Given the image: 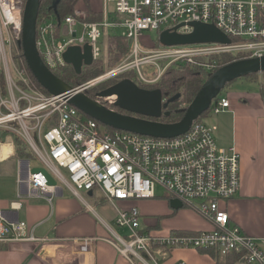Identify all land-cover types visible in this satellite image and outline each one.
Here are the masks:
<instances>
[{"label": "built area", "instance_id": "2783aa9c", "mask_svg": "<svg viewBox=\"0 0 264 264\" xmlns=\"http://www.w3.org/2000/svg\"><path fill=\"white\" fill-rule=\"evenodd\" d=\"M105 1L100 20H87V12L76 7L60 18L50 15L36 22L35 46L52 72L66 64L63 53L68 46L87 44L93 58L100 57L104 54L102 38L114 27L124 28L122 33L135 42L142 30L160 31L183 23L177 31L188 32L191 28L186 23L198 21L215 25L230 42L162 45L144 50L134 47L132 57L71 86L73 93L131 68L138 70L140 80L150 83L180 60L211 70L215 64L199 61L202 57L225 52L246 57L264 55V0H109L113 3L111 18L105 12ZM24 2L0 0V69L6 81V92L0 88V127L14 129L55 180L50 185L41 172L31 173L26 161L25 174L17 176L25 195L45 196L50 201L60 191L58 182L76 195L79 190L98 188L112 204L117 226L130 236L126 240L116 235L112 243L124 254L141 250L146 264H159L151 246L160 253L165 247L175 246L213 249L220 257L235 255L237 264H264V251L257 239L232 223L223 206L240 186V154L235 145L220 146L215 125L199 117L186 131L172 137L109 129L68 99L43 92L19 49ZM146 63L156 68L153 78L143 76L138 69ZM114 99L107 96L96 101L109 106ZM227 107L229 99L217 95L207 109L216 114ZM13 122L17 128L11 126ZM158 193L178 199L209 221L211 228L154 234L141 229L135 206H119L120 200L151 198ZM26 226L23 220L7 221L0 211V241L35 239ZM87 242V238L81 240V251L87 248Z\"/></svg>", "mask_w": 264, "mask_h": 264}, {"label": "crops", "instance_id": "0c3cea01", "mask_svg": "<svg viewBox=\"0 0 264 264\" xmlns=\"http://www.w3.org/2000/svg\"><path fill=\"white\" fill-rule=\"evenodd\" d=\"M87 1L89 7L83 0H78L75 6L86 12L89 8L99 15L93 20H100L104 15V0ZM107 3L108 0L105 1V12L111 18L113 12L112 9L108 10ZM52 6H55V2ZM54 12H49V15L45 16L60 18ZM109 29L101 41L104 54L98 58H93L91 54V62L101 60L103 69L109 66L107 65L109 35L119 34L129 41L130 50L120 62L132 57L134 47L144 50L161 45L150 43L148 48L140 43L139 37L133 42L122 32H110ZM156 32L158 39L159 31ZM65 63L71 65L66 61ZM89 64H82L80 71ZM141 65L153 67L146 74L140 70ZM141 65L138 68L141 74L153 78V71H156L154 65L150 63ZM131 69L137 73L132 79L138 82L134 79L140 80L137 69ZM251 81L244 78L238 86L228 85L220 96L229 99V107L216 114L208 111L202 119L208 124L215 125V139L220 146L235 145L239 151L240 186L237 193L223 203V206L230 216V221L237 224L243 232L254 236L264 251V96L259 91V82ZM0 88L1 92H6L2 69ZM11 126L17 128L18 124L13 122ZM15 136L21 138L14 129L0 127V211L7 221H25L27 233H31L35 239L0 241V264H146L142 260L145 254L141 250L124 254L112 243L117 239L116 235L126 240L130 239V236L126 229L117 226L114 208L98 188L79 190L76 195L65 184L58 182L60 191L54 194L50 201L45 196L25 195L17 176L18 173L25 174L26 161L29 162L30 168L37 167L38 165H32L30 161L33 156H37L23 138L22 147L28 155L18 156ZM18 192L21 196L17 195ZM172 199L174 198L158 193L151 198L120 200L119 203L135 206L139 210L141 229L154 234L165 235L174 230L194 233L211 228L210 222L192 209L183 205L172 206ZM84 238L88 239L87 248L81 251L79 244ZM162 250L160 253L155 246H151V251L159 264H173L177 260H182L184 264H231L228 257H235V255L220 257L213 249L175 246ZM232 264H237L236 259H233Z\"/></svg>", "mask_w": 264, "mask_h": 264}, {"label": "water", "instance_id": "95a60500", "mask_svg": "<svg viewBox=\"0 0 264 264\" xmlns=\"http://www.w3.org/2000/svg\"><path fill=\"white\" fill-rule=\"evenodd\" d=\"M39 0H25L22 11V29L19 41L27 67L37 82L50 94H57L64 89H70L64 80L57 77L42 61L35 46L36 20ZM178 24L172 28H165L158 33V41L161 45H179L201 42H220L228 44L229 37L211 23L188 21L191 28L188 32H178ZM64 60L70 63L76 72H79L82 64L91 62L90 46H68L63 53ZM264 71V55L260 57H244L234 59L219 66L212 71L197 90L191 101L183 108L182 116L174 122H162L151 118H158L162 114L168 115L169 111H162L163 105L178 97L168 98L162 102L160 89H145L136 84L130 77H124L116 83L109 85L95 93L96 98H104L115 94L112 102L115 107L132 113L140 114V117L115 110L105 104L96 101L95 97L86 91L74 92L68 102L76 106L80 111L95 118L100 123L143 135L155 137H172L183 133L191 122L197 119L210 105L230 81L252 73ZM151 117V118H146ZM30 172H41L47 183L55 184L53 177L43 167L30 168ZM174 207L181 206L178 199H172Z\"/></svg>", "mask_w": 264, "mask_h": 264}, {"label": "trees", "instance_id": "16d2710c", "mask_svg": "<svg viewBox=\"0 0 264 264\" xmlns=\"http://www.w3.org/2000/svg\"><path fill=\"white\" fill-rule=\"evenodd\" d=\"M55 2V6L53 7V3ZM77 2V0H39V7H38V14H37V20L38 22L41 17L45 15H49V12H54L57 14L58 17H61L62 15H65L67 13H70L73 11L74 5ZM87 6L89 7L88 1L86 0ZM99 15L95 14L92 10L88 8L86 19L87 20H93L98 18ZM156 43H159L158 39ZM107 65L113 66L120 62L122 58L129 52L130 45L129 41L125 36L119 35V34H112L109 35L107 38ZM19 49L22 54V49L19 46ZM247 54L242 53H220L214 56L210 57H202V62L205 61H211L215 64V66L209 70L206 69L202 65H197L194 63H189L187 61H176L173 64L169 65L163 73L156 79V81L151 83H146L140 80L141 85L145 87H155L159 88L162 94V98H165L167 100L168 98L175 96L178 94V97L175 98L173 101H171L167 108L169 109L168 115L164 116V122H174L180 119L183 113V108H177L175 107L176 103L178 102H184L185 104H188L191 99L196 94L197 90L201 86L202 82L208 78L210 73L217 69L219 66L228 63L234 59L244 58ZM27 65V64H26ZM27 67V66H26ZM29 69V68H28ZM102 63L101 60H93L89 65H86L83 67V69L76 73L73 67L69 64L64 65L60 70H54L53 73L64 80L69 86H75L76 84H79L91 77H94L102 71ZM30 71V70H29ZM32 75V73H31ZM122 76H128L133 78L135 75L134 69H128L126 71H123ZM33 77V75H32ZM243 78H247L249 80H256L259 82V91L261 95L264 96V71L258 72V73H252L245 76H242ZM252 77V78H251ZM255 77V79H253ZM35 80V78L33 77ZM138 81L137 78H134ZM36 81V80H35ZM115 81V78H111L109 80H106L104 82L98 83L103 84L100 88H98L96 91L101 90L102 88H105L109 86L111 83ZM231 82V81H230ZM229 82V83H230ZM227 83L226 86L229 85ZM38 86L42 89L43 92L48 93L47 90H45L39 83H37ZM95 92L92 93V96L95 95ZM89 90H87V94H89ZM90 95V94H89ZM220 95V93L218 94ZM109 106L115 110H120L119 108L115 107L114 105L109 104ZM121 112V110H120ZM208 113V109H206L198 119L204 117ZM162 121V122H163ZM110 129V127H109ZM15 144H16V152L18 156H26L28 153L24 150V147H22V140L20 137L15 136ZM228 261L232 264L233 259H236V256L228 257Z\"/></svg>", "mask_w": 264, "mask_h": 264}, {"label": "rangeland", "instance_id": "374dc122", "mask_svg": "<svg viewBox=\"0 0 264 264\" xmlns=\"http://www.w3.org/2000/svg\"><path fill=\"white\" fill-rule=\"evenodd\" d=\"M78 1V0H77ZM84 3H86V0H83ZM76 5V3H75ZM74 5V8H76V6ZM107 8L108 10H111L113 8V3L111 1L108 0V3H107ZM110 32H114L116 31L117 33H120V32H123L124 31V28L122 27H118V28H111L109 29ZM139 37V41L140 43L143 45V46H146V47H150L149 44L150 43H156L155 40L157 39V32L153 29H146V30H142L140 35L138 36ZM145 43V44H144ZM148 43V44H146ZM157 44V43H156ZM162 45H158V47H160ZM114 66V65H113ZM113 66H107V69L108 68H111ZM140 66V65H139ZM153 66L151 65H141L140 66V70L144 71L146 74H148L150 72V69H152ZM138 71V70H137ZM136 73V71H135ZM137 74V73H136ZM252 78V77H251ZM244 78L243 77H238L234 80H232L230 83H229V86L232 85V86H238V84L243 80ZM253 79H255V77H253ZM141 81L138 80V83L141 85L140 83ZM82 83V82H81ZM251 83H256V80H252ZM103 84H96L90 88H88L87 90H89V94L92 96V93L95 92L98 88H100ZM228 86H225L223 89H221L220 91V94H222V92L227 88ZM87 90H85L87 92ZM84 93V91H81ZM97 92V91H96ZM95 97V95L93 96ZM165 98H162V102H165ZM187 104H185L184 102H178L176 103L175 107L177 108H182V107H186ZM31 164L32 165H38L40 166L41 163L40 161L37 159V157L33 156L31 159ZM83 195L84 193L81 192ZM85 197L87 198L88 200V197L85 195ZM109 203V202H108ZM120 207H123V205L119 204ZM96 208V207H95ZM97 211L101 212L98 208H96ZM113 227H116V225L114 224H111Z\"/></svg>", "mask_w": 264, "mask_h": 264}, {"label": "flooded vegetation", "instance_id": "af4514ba", "mask_svg": "<svg viewBox=\"0 0 264 264\" xmlns=\"http://www.w3.org/2000/svg\"><path fill=\"white\" fill-rule=\"evenodd\" d=\"M120 74H122V73H120ZM120 74H118V75H116V76H114L113 78H115V81L113 82V83H111L110 85H112V84H114V83H116L117 81H119V80H121L122 78H124V77H128V76H122V75H120ZM131 78V77H130ZM135 81V80H134ZM136 82V81H135ZM136 84L138 85V86H140V87H142V88H145V89H155V87H145V86H143V85H140L138 82H136ZM159 89V88H158ZM176 96V95H175ZM172 97H174V96H172ZM171 98V97H170ZM171 101H173V100H170V101H168L166 104H164L163 105V108H162V111H168L169 109L167 108V105L171 102ZM166 102V101H165ZM164 103V102H163ZM118 108V107H117ZM121 110V112H123V113H126V114H132V115H136V116H140V117H145V116H142V115H140V114H136V113H132V112H129V111H126V110H122V109H120ZM119 110V111H120ZM164 116H166V115H164V114H162L161 116H159L158 118H151V117H146V118H151V119H154V120H158V121H163L164 120ZM164 122V121H163Z\"/></svg>", "mask_w": 264, "mask_h": 264}, {"label": "bare ground", "instance_id": "6f19581e", "mask_svg": "<svg viewBox=\"0 0 264 264\" xmlns=\"http://www.w3.org/2000/svg\"><path fill=\"white\" fill-rule=\"evenodd\" d=\"M73 94V92L71 91V89H64L63 91H61V92H59V93H57V94H55V95H57V97H62V98H64V99H69L70 97H71V95ZM115 94H112V95H109V98L111 99V100H113L114 98H115ZM23 140V139H22ZM25 141V140H24ZM24 143H26V142H24ZM28 147V146H27ZM26 147V148H27Z\"/></svg>", "mask_w": 264, "mask_h": 264}]
</instances>
